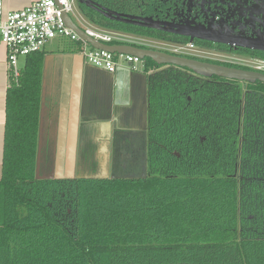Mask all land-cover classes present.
<instances>
[{
  "label": "trees",
  "instance_id": "16d2710c",
  "mask_svg": "<svg viewBox=\"0 0 264 264\" xmlns=\"http://www.w3.org/2000/svg\"><path fill=\"white\" fill-rule=\"evenodd\" d=\"M91 1L125 15L152 2ZM79 7L97 28L186 43ZM30 63L6 95L0 264H264L263 83L146 59L144 174L44 180L41 61Z\"/></svg>",
  "mask_w": 264,
  "mask_h": 264
},
{
  "label": "crops",
  "instance_id": "0c3cea01",
  "mask_svg": "<svg viewBox=\"0 0 264 264\" xmlns=\"http://www.w3.org/2000/svg\"><path fill=\"white\" fill-rule=\"evenodd\" d=\"M3 1L5 11L12 12L25 9L37 0ZM117 36L123 41L113 45L143 47L144 43L131 40V36L120 33ZM49 44L36 55H30V58H19L18 63L22 75L29 62L35 65L41 61V102L44 103L42 142L46 153L51 150L57 154L61 151L57 145H68L74 141H77L76 158L80 152L79 144L99 145L95 148L98 157L105 150L117 155L135 151L138 146L129 147L134 141L144 144L147 75L153 71L147 70L145 60L140 63L141 69L138 68L139 64L130 67L121 61V67L111 74L90 65L76 43V48L55 41ZM146 46L150 48L148 44ZM10 87L6 51L1 46L0 179L5 143L6 95ZM75 127L77 130L74 133ZM103 144H106L105 149L101 146ZM63 152L67 153V150Z\"/></svg>",
  "mask_w": 264,
  "mask_h": 264
},
{
  "label": "flooded vegetation",
  "instance_id": "af4514ba",
  "mask_svg": "<svg viewBox=\"0 0 264 264\" xmlns=\"http://www.w3.org/2000/svg\"><path fill=\"white\" fill-rule=\"evenodd\" d=\"M132 16L151 18L167 23V28L172 31L200 37L202 40L192 41L189 36H182L175 32L153 30L166 34L171 40L178 39L186 43L192 41L196 46L205 47L204 51L209 55L222 56L227 60L234 57V59L241 57L264 59V52L246 48L256 46L264 48V0H152L144 14ZM142 46L147 48L144 44ZM203 61L233 65L226 60L212 58L203 59ZM78 146L80 152L76 160L81 159L82 163H86L87 159H91L97 168V165L100 166L105 160V156L113 177L119 175L135 177L140 173L144 174L145 169L140 162L144 148L139 141H134L129 146L134 148L138 146L135 151L117 155V153L109 154L105 150L101 157L95 153L96 146H99L97 144H79ZM46 155V161L40 170L42 176H49L53 171V160L50 161V159L54 158L55 154L50 150V153L47 152ZM74 179L85 178H78L75 175Z\"/></svg>",
  "mask_w": 264,
  "mask_h": 264
},
{
  "label": "built area",
  "instance_id": "2783aa9c",
  "mask_svg": "<svg viewBox=\"0 0 264 264\" xmlns=\"http://www.w3.org/2000/svg\"><path fill=\"white\" fill-rule=\"evenodd\" d=\"M73 1L37 0L25 9L7 12L4 1L0 0V47L3 46L6 51L9 78L18 81L21 77L18 65L19 58L41 52L49 42L58 38L76 43L80 48V53L90 65L111 74H114L121 67V59H124L130 67L143 62L137 57L95 49L82 40L75 31L68 28L64 16L69 15L71 18V13H74ZM77 26L84 31L86 36L106 45L123 41L117 34L91 28L89 25ZM169 43L173 44V47L163 45L156 50L176 56L205 59L203 54L197 51V46L192 41ZM150 48L155 49L154 46H150ZM228 62L248 70L264 73V59L251 58L244 63Z\"/></svg>",
  "mask_w": 264,
  "mask_h": 264
},
{
  "label": "water",
  "instance_id": "95a60500",
  "mask_svg": "<svg viewBox=\"0 0 264 264\" xmlns=\"http://www.w3.org/2000/svg\"><path fill=\"white\" fill-rule=\"evenodd\" d=\"M80 4H84L86 7L96 10L100 14H102L105 18L127 24L133 25L137 27L147 28L151 30L163 31L166 33H173L171 29L167 28V23L155 21L151 18H141L132 15H125L120 14L115 11L106 9L101 7L100 5L94 3L91 0H78ZM66 25L68 28L75 31L79 37L90 44L95 49H101L108 51L113 54L125 55V56H133L137 57L140 60L144 61L146 59L152 60L157 65H169L173 67L183 68L191 71L194 75H197L202 78L210 79L212 77H218L227 80H235L239 82H246L250 84H255L256 82H261L264 84V73L241 69V68H234L225 65L209 63L201 60H197L194 58L176 56L164 51L151 49V48H142L135 45H106L100 43L88 36L85 35L84 31L80 29L70 18L69 15L64 16ZM175 34H180L182 36H189L191 40L194 39H201L200 37H196L194 35H189L183 32H175ZM202 40V39H201ZM245 48V47H244ZM247 49H253L257 51L264 52L263 47H246ZM43 107L44 103H42L41 115H40V129H39V142H38V155H37V178L44 179V180H52V179H74L75 178V171H76V148H77V141H74L68 145L61 144L57 145L58 148L61 150L57 154H55L53 160V171L49 176L41 175V155L42 149L45 146L43 144ZM147 121V114L145 115V124ZM77 128H74V133L76 132ZM60 146V147H59ZM63 152V151H66ZM107 170V169H106ZM105 170V171H106ZM105 177L98 176L97 177H89L85 179H97L103 180L108 179L109 174L105 173Z\"/></svg>",
  "mask_w": 264,
  "mask_h": 264
},
{
  "label": "rangeland",
  "instance_id": "374dc122",
  "mask_svg": "<svg viewBox=\"0 0 264 264\" xmlns=\"http://www.w3.org/2000/svg\"><path fill=\"white\" fill-rule=\"evenodd\" d=\"M73 12L74 13H71V18L77 25L83 27V25H87L88 24L91 28H96L95 26H93L91 23H89L85 19V16L83 15V13H82V11H81V9L79 7V2L77 0L73 1ZM111 33L119 34V33H116V32H111ZM128 36H131V35H128ZM131 40H133L135 42H138V43L141 42V43H144L146 45L148 44L149 46H154L155 49H160V47H163V45L167 46V47H173V44H171V43H169L167 41H152L151 39H147V38H143V37H139V36H131ZM53 41H55V42H57V43H59L61 45H64V46H72V47H75V48L77 47V45L74 42H71V41H69L67 39L58 38V39H55ZM53 41H51V43H53ZM196 49H197L198 52L203 54V57H205V59L212 58V59H218V60L233 61L235 63H244V61L251 60V58H248V57H241V58H237V59H234L235 58L234 57V58H231L232 60L231 59L227 60L226 58H224L222 56L219 57V56L206 54V52L204 51L205 47L197 46ZM121 61L125 64L124 59H121ZM233 65H236V64H233ZM138 66H139L138 68L141 69L142 65L139 64ZM105 145L106 144H103L101 146L104 147ZM103 154H104V152H103ZM89 156H90V154H89ZM104 158H105V160L100 164V166L97 165V168H96V165L94 166V161L91 160V159H87L86 163L85 162L82 163L83 161H81V159H77L78 163H77V160H76L77 164H76L75 175L78 178H83V177L84 178H89V177H95V176L97 177V175L105 177L106 176L105 173L107 172V175L109 174L108 177H112L113 178V174L112 173L110 174L109 165H107V163H106L107 162V158L105 156H104ZM88 166H89L90 169L88 168ZM116 175H119V174H116Z\"/></svg>",
  "mask_w": 264,
  "mask_h": 264
}]
</instances>
